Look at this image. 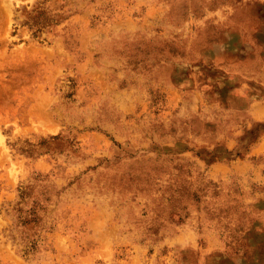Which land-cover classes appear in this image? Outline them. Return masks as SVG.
<instances>
[{
    "label": "rangeland",
    "instance_id": "1",
    "mask_svg": "<svg viewBox=\"0 0 264 264\" xmlns=\"http://www.w3.org/2000/svg\"><path fill=\"white\" fill-rule=\"evenodd\" d=\"M0 264H264V0H0Z\"/></svg>",
    "mask_w": 264,
    "mask_h": 264
}]
</instances>
